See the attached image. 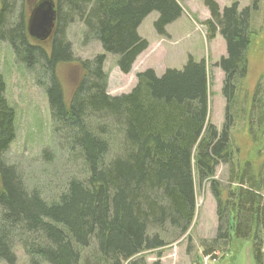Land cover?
Listing matches in <instances>:
<instances>
[{"label": "trees", "instance_id": "16d2710c", "mask_svg": "<svg viewBox=\"0 0 264 264\" xmlns=\"http://www.w3.org/2000/svg\"><path fill=\"white\" fill-rule=\"evenodd\" d=\"M35 1L0 0V40L10 44L16 61L48 79L44 88L53 131L58 136L63 132L60 140L80 158L85 176L70 180L52 202L27 189L3 158L15 138V110L0 74V261L12 264L17 244L30 264H146L141 253L164 247L167 228L179 236L188 231L195 216V170L200 181L211 180L217 204L216 236L202 244L203 255L214 259L221 251L224 256L232 231L234 238L251 239L255 264H264L263 178L249 172L252 156L237 163L231 133L239 115L243 120L247 116L256 147L259 135L252 120L264 124V93L258 84L250 112L240 114L246 102L247 51L257 36L252 20L257 1L238 10L232 0L221 12L216 2L203 0L210 36L217 28L226 46V56L217 63L226 102L220 130L209 120L204 60L189 57L181 70L167 68L160 76L147 68L136 74L130 92L110 96L105 54L91 61L76 59L65 38L68 24L82 22L85 39L97 40L105 53L117 55L119 71L127 74L148 47L138 34L144 17L156 11L154 30L164 35L186 0H54L56 25L47 42L34 41L26 31ZM70 63L84 73L66 100L56 68ZM112 137H118L117 144ZM110 147L119 153L108 159ZM220 163L231 171L228 190L212 181ZM90 247L87 258L83 251Z\"/></svg>", "mask_w": 264, "mask_h": 264}, {"label": "rangeland", "instance_id": "374dc122", "mask_svg": "<svg viewBox=\"0 0 264 264\" xmlns=\"http://www.w3.org/2000/svg\"><path fill=\"white\" fill-rule=\"evenodd\" d=\"M222 12L232 0H213ZM252 16L253 28L257 36L247 51V74L243 81L240 114L250 112L251 98L255 86L263 88L264 93V0H256ZM238 10L251 5L252 0H237ZM183 12L174 21L165 27V34L158 35L154 30V22L158 17L156 11L147 14L140 26L138 34L147 40L148 47L137 57L129 73L123 74L117 67L118 56L104 53L101 44L94 39H85V28L82 22L74 20L65 29V38L71 45L73 56L79 60H93L99 54H105L103 71L108 74L107 94L119 96L128 93L136 84L135 73L146 66H153L157 75H162L165 68L181 70L189 57L195 62L204 60L208 70L209 88V120L217 130L225 122L226 102L222 96L221 87L223 72L217 66L221 57L226 56V46L216 28L210 36V28L205 23L210 19L208 8L203 0H186L182 2ZM48 41V40H47ZM46 41V42H47ZM46 44V43H45ZM58 81L62 87L66 100L72 87L84 73L76 63L59 65L57 68ZM37 73V74H36ZM0 74L5 81V97L8 104L15 110V138L3 154L4 161L13 165L22 178L27 189L37 190L41 197L48 202L56 201L58 195L66 188L72 179L85 176L80 158L71 154L60 140L63 132L56 134L53 131L47 95L44 86L48 79L34 70L27 69L15 60L9 43L0 40ZM40 81L38 84L37 81ZM259 98L260 94L254 95ZM101 123V121H99ZM98 123V124H99ZM253 130H258V142L255 147L253 141L256 135L249 134L248 118L243 120L239 115L232 128L235 139L232 152L238 159V164L252 156L253 161L249 172L257 175L263 183L261 192L264 193V124L257 126L252 120ZM112 143H118V137L111 138ZM119 153L117 147H110L107 158ZM234 157V158H236ZM196 194L195 216L188 229L182 235L167 228L164 233L166 245L161 248L144 251L141 256L146 264H202L205 255L202 253V244H208L216 236L217 231V204L211 192V180H199L196 171H193ZM230 168L220 163L215 168L212 181L219 187L228 190ZM224 199V198H223ZM229 249L223 247L218 251L209 264H255L251 252V239L234 238L232 231ZM264 243V230L261 232ZM92 247L83 251L89 257ZM15 261L12 264H30L22 248L15 244ZM0 264H9L0 261ZM39 264H47L39 262Z\"/></svg>", "mask_w": 264, "mask_h": 264}, {"label": "water", "instance_id": "95a60500", "mask_svg": "<svg viewBox=\"0 0 264 264\" xmlns=\"http://www.w3.org/2000/svg\"><path fill=\"white\" fill-rule=\"evenodd\" d=\"M57 17L54 0H37L31 7L26 21L28 36L44 42L51 36Z\"/></svg>", "mask_w": 264, "mask_h": 264}, {"label": "crops", "instance_id": "0c3cea01", "mask_svg": "<svg viewBox=\"0 0 264 264\" xmlns=\"http://www.w3.org/2000/svg\"><path fill=\"white\" fill-rule=\"evenodd\" d=\"M145 68H152V69L155 71V68H154L153 66H146V67H144V69H145ZM142 70H143V69H142ZM138 71H140V70H138ZM138 71H137V72H138ZM155 72H156V71H155ZM135 74H136V73H135Z\"/></svg>", "mask_w": 264, "mask_h": 264}, {"label": "built area", "instance_id": "2783aa9c", "mask_svg": "<svg viewBox=\"0 0 264 264\" xmlns=\"http://www.w3.org/2000/svg\"><path fill=\"white\" fill-rule=\"evenodd\" d=\"M207 258H208V257H205V258H204V262H206Z\"/></svg>", "mask_w": 264, "mask_h": 264}, {"label": "bare ground", "instance_id": "6f19581e", "mask_svg": "<svg viewBox=\"0 0 264 264\" xmlns=\"http://www.w3.org/2000/svg\"><path fill=\"white\" fill-rule=\"evenodd\" d=\"M35 41V40H34Z\"/></svg>", "mask_w": 264, "mask_h": 264}]
</instances>
